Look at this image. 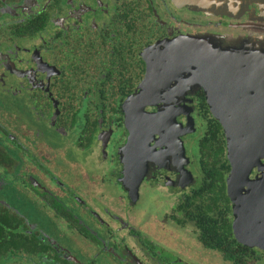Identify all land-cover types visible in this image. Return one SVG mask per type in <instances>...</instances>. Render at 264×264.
I'll return each instance as SVG.
<instances>
[{
	"label": "flooded vegetation",
	"instance_id": "flooded-vegetation-1",
	"mask_svg": "<svg viewBox=\"0 0 264 264\" xmlns=\"http://www.w3.org/2000/svg\"><path fill=\"white\" fill-rule=\"evenodd\" d=\"M191 36L264 49V0H0V264H264L250 67Z\"/></svg>",
	"mask_w": 264,
	"mask_h": 264
},
{
	"label": "water",
	"instance_id": "water-1",
	"mask_svg": "<svg viewBox=\"0 0 264 264\" xmlns=\"http://www.w3.org/2000/svg\"><path fill=\"white\" fill-rule=\"evenodd\" d=\"M185 46H190V50L182 51L187 59L190 60L191 66L197 70L196 80L203 84L201 81L207 79L214 83L215 69L220 60L228 61L224 64L231 68L234 65L247 70L250 67V114L247 111V100L239 99L236 108L237 112L234 114L238 117L232 125L239 124L246 128L249 125L250 117V142L247 137H241L235 135V137H229L230 140H235L234 145L231 143V150L233 155L239 157L250 156V171L255 165L261 164V159L264 158V96L256 97L252 96V89L255 88V92H264V49H260L254 46V43L250 42V51L235 50V51H221L217 49L219 42L210 37H187L185 40ZM206 48V49H205ZM250 59V65L247 64V60ZM172 61V59H171ZM206 64V66H205ZM204 66L206 73L202 74L201 67ZM149 74L146 79V86L151 91L154 84L152 78L153 65L150 64ZM209 94L214 96L215 89L211 88ZM214 115L218 117V111L216 108V99L211 97L209 99ZM238 121V122H237ZM244 130V129H243ZM242 130V131H243ZM233 134L236 132L232 130ZM262 192H264V176L258 183ZM255 187V186H254ZM261 195L264 196V193ZM264 201V198H263ZM251 243L255 245L263 246L264 238H256L254 241L250 239Z\"/></svg>",
	"mask_w": 264,
	"mask_h": 264
},
{
	"label": "rangeland",
	"instance_id": "rangeland-1",
	"mask_svg": "<svg viewBox=\"0 0 264 264\" xmlns=\"http://www.w3.org/2000/svg\"><path fill=\"white\" fill-rule=\"evenodd\" d=\"M167 45V44H166ZM39 225V224H38ZM244 240H246V239H244ZM247 241V240H246ZM208 257H206L205 258V260H203L202 259V261L201 262H204V264H208L209 263V261H208V259H207ZM219 261H221V259H219ZM212 264V263H211Z\"/></svg>",
	"mask_w": 264,
	"mask_h": 264
},
{
	"label": "trees",
	"instance_id": "trees-1",
	"mask_svg": "<svg viewBox=\"0 0 264 264\" xmlns=\"http://www.w3.org/2000/svg\"><path fill=\"white\" fill-rule=\"evenodd\" d=\"M7 246V245H6Z\"/></svg>",
	"mask_w": 264,
	"mask_h": 264
}]
</instances>
